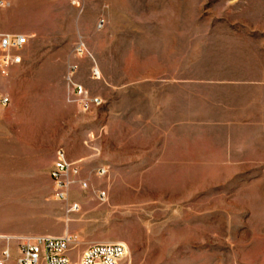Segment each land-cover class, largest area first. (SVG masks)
Returning <instances> with one entry per match:
<instances>
[{"label": "rangeland", "instance_id": "obj_1", "mask_svg": "<svg viewBox=\"0 0 264 264\" xmlns=\"http://www.w3.org/2000/svg\"><path fill=\"white\" fill-rule=\"evenodd\" d=\"M12 1L0 33L28 44L0 66V186L33 214L0 197V235L69 234L74 258L121 243L124 264H264V0ZM59 148L88 184L70 204Z\"/></svg>", "mask_w": 264, "mask_h": 264}, {"label": "built area", "instance_id": "obj_2", "mask_svg": "<svg viewBox=\"0 0 264 264\" xmlns=\"http://www.w3.org/2000/svg\"><path fill=\"white\" fill-rule=\"evenodd\" d=\"M9 0H0V7L6 6ZM28 44V38L21 34L0 33V66L8 69L23 62L22 53ZM95 73V77H97ZM73 92L79 98L83 107L90 104L99 105L98 99L86 100L85 92L81 85L74 83L69 78ZM8 97L0 98V106H8ZM106 170L99 171L101 175ZM79 167L71 162L64 148H59L55 153V160L51 170L54 196L58 201L70 204L71 190L79 183L82 188H87L85 181H79ZM105 197V193L100 194ZM72 211H78L77 204L71 205ZM6 242L2 246V242ZM16 245V264H124L127 249L121 243H97L86 248L77 257H72L74 251V237L50 235H24L6 237L0 235V264H8L13 259L11 244Z\"/></svg>", "mask_w": 264, "mask_h": 264}, {"label": "bare ground", "instance_id": "obj_3", "mask_svg": "<svg viewBox=\"0 0 264 264\" xmlns=\"http://www.w3.org/2000/svg\"><path fill=\"white\" fill-rule=\"evenodd\" d=\"M9 190H16V189H4L0 188V197L5 198L4 202H1L2 204L7 203V208L5 210V213L11 214L14 217V221H22L23 218L24 221H27V217H29L30 214H33V210L30 206V204L25 203L22 200H19L17 198L12 199L8 198L5 194L12 193L15 194V192H10ZM125 191V190H124ZM123 197V195H121ZM126 196V195H125ZM12 197V196H10ZM120 199H118L119 201ZM8 217L7 215H4V218ZM1 220V219H0ZM9 225L4 224L3 222H0L1 228H8Z\"/></svg>", "mask_w": 264, "mask_h": 264}, {"label": "crops", "instance_id": "obj_4", "mask_svg": "<svg viewBox=\"0 0 264 264\" xmlns=\"http://www.w3.org/2000/svg\"><path fill=\"white\" fill-rule=\"evenodd\" d=\"M28 1L31 2V3L37 2V0H28ZM23 62H24V60H23ZM19 69H20V67L19 66H16V67H13V69L11 71L15 73ZM7 94L10 96L9 97V100L11 98L12 101H13V104H14L15 103L14 102L15 94L14 93H11V92H9ZM1 112H2V110L0 108V114H1ZM4 122H6L5 119H3L2 117H0V157H4L5 156L4 151L6 150V146H5V143L4 142H6L7 139L5 138V132L3 130V127L5 126V123ZM0 188H4V189H17L14 186H10V185H7V184H4V185L2 184L0 186Z\"/></svg>", "mask_w": 264, "mask_h": 264}]
</instances>
